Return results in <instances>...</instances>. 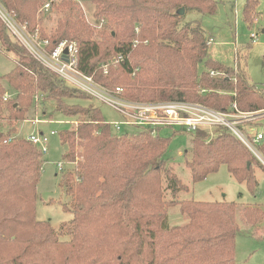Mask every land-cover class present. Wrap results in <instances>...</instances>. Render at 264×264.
Instances as JSON below:
<instances>
[{"label": "trees", "instance_id": "obj_1", "mask_svg": "<svg viewBox=\"0 0 264 264\" xmlns=\"http://www.w3.org/2000/svg\"><path fill=\"white\" fill-rule=\"evenodd\" d=\"M46 1L0 0L32 32L38 30L37 9ZM91 2L94 17L110 26L108 34L92 38L93 30L74 14L72 1L61 4L68 13L53 35L40 29L41 38L48 39L53 49L62 41L75 43V65L81 72L106 86H128L124 96L133 101L198 102L222 112L233 103L245 112L264 109V92L251 86L242 72L207 58L208 39L201 26L196 21L181 24L189 12L213 15L214 0ZM256 5L257 0H247V23ZM180 9L183 15L178 14ZM0 44L16 57L13 69L0 77V120L4 119L2 80L16 92L6 104V120L11 124L24 120L26 108L38 93L51 96L65 118H82L76 130L69 127L59 132L66 147L62 162L72 166L59 184L73 199L71 207H65L72 219L61 225L59 235L49 221L35 218L43 155L25 138L12 137L15 126L6 133L0 130V264L235 263V203L164 201L163 181L172 193L186 188L166 167L163 156L170 139L161 136L162 129L154 136L140 129L117 135L103 124L98 109L67 106V99L88 96L33 60L1 22ZM119 54L122 61L110 67L109 60ZM200 64L205 71H199ZM136 69L138 79L133 80ZM209 71H224V76L210 77ZM258 148L264 156V128ZM183 157L195 183L224 165L234 180L255 192L252 159L225 130L214 128L210 135L207 129H197ZM168 207H178L188 222L171 226ZM241 212L252 225L263 219V212L255 207H242ZM59 236L69 240L60 241Z\"/></svg>", "mask_w": 264, "mask_h": 264}, {"label": "rangeland", "instance_id": "obj_2", "mask_svg": "<svg viewBox=\"0 0 264 264\" xmlns=\"http://www.w3.org/2000/svg\"><path fill=\"white\" fill-rule=\"evenodd\" d=\"M68 1L73 2L74 14H79L93 30L92 38L98 39V34L102 32L108 34L111 31L105 19L98 20L94 17V5L91 0H47L37 9L35 16L39 27L36 31L39 35L40 29L49 36L54 34L59 21H62L68 13V9H62L61 4ZM214 1L216 10L213 15L203 16L189 12L183 15L181 24L196 21L203 29L205 37L208 40L212 39V42L207 45V58L224 67L242 72L251 86L264 92V0H257L255 15L250 23L244 20V7L247 0ZM45 5L49 6L45 8ZM113 57L108 65L116 68L117 64L114 63L115 57ZM15 60V55L6 51L5 47L0 44V77L13 69ZM199 71H205L203 64H200ZM138 73L139 70L136 69L131 78L138 79ZM1 84L8 98L4 101L5 95L1 97L4 119L0 120V130L6 133L11 126H15L16 133L12 137L20 140L26 139L35 131L48 137V150L42 156L44 165L36 189L35 218L37 221H49L56 234L59 235L61 225L72 219V214L66 211L65 207L69 209L73 202L71 194L66 193V190L59 184L63 173L72 169L71 165L62 162L66 147L60 142L59 132L69 127L70 130H76L82 124V118L81 116L70 120L65 118L60 111H57V103L51 96L38 93L26 108L24 120L11 124L6 120L8 115L6 104L16 96V92L6 81L2 80ZM122 87L126 91L129 88L126 85ZM65 104L69 107L78 105L98 109L107 123L120 120V116L113 109L90 97L67 99ZM35 120L39 121L36 125L33 124ZM162 130L161 136L170 139L168 149L163 156L166 160V167L175 180L186 188L185 190L177 188L179 191L172 193V190L167 187V181H163L164 201L194 200L206 203H235L237 206L235 222L238 231L235 239L234 264H264V170L260 164L247 152L252 159L256 185L254 193H250L244 183L241 184L234 180L224 165L220 166L217 172L195 183L191 180L190 171L185 167L183 157V154L191 149L193 133L180 128ZM52 131L55 133L51 134ZM135 131L133 128L123 127L121 132L115 133L130 135ZM58 165L62 167L59 171ZM245 206L260 209L263 212L262 221L253 225L247 223L241 216V208ZM166 213L171 226L184 225L188 222L185 216L180 215L178 207H168ZM59 240L68 241L69 238L59 236Z\"/></svg>", "mask_w": 264, "mask_h": 264}, {"label": "built area", "instance_id": "obj_3", "mask_svg": "<svg viewBox=\"0 0 264 264\" xmlns=\"http://www.w3.org/2000/svg\"><path fill=\"white\" fill-rule=\"evenodd\" d=\"M45 8L48 5L44 6ZM0 22L8 34L44 69L55 75L66 86L93 98L113 109L120 120L103 122L119 133L123 127L149 130L155 135L161 129L180 128L189 133L197 129L214 128L225 130L260 164L264 170V156L258 145L263 139L264 109L245 112L233 103L227 112L212 109L198 102L188 101H155L139 102L124 96L121 86H106L94 79L93 75L81 72L75 65V43L60 42L54 49L48 39H43L38 31L32 32L26 23L20 22L15 15L0 2ZM212 39L208 40L211 43ZM208 45V44H207ZM66 50V53H64ZM122 61L119 54L114 63ZM106 73L107 65L103 66ZM210 77H223V72L209 71ZM4 101L8 95L4 94ZM39 121L35 120L34 125ZM258 124L259 126H256ZM55 132H51L54 134ZM26 140L36 146L42 155L47 153L48 137L41 132L31 133ZM62 169L58 165V171Z\"/></svg>", "mask_w": 264, "mask_h": 264}, {"label": "water", "instance_id": "obj_4", "mask_svg": "<svg viewBox=\"0 0 264 264\" xmlns=\"http://www.w3.org/2000/svg\"><path fill=\"white\" fill-rule=\"evenodd\" d=\"M183 13H184V10L183 9H180L179 12H178L179 15H183ZM64 53H66V50H65Z\"/></svg>", "mask_w": 264, "mask_h": 264}]
</instances>
